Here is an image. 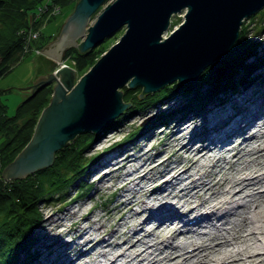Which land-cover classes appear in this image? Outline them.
<instances>
[{
    "label": "water",
    "instance_id": "water-1",
    "mask_svg": "<svg viewBox=\"0 0 264 264\" xmlns=\"http://www.w3.org/2000/svg\"><path fill=\"white\" fill-rule=\"evenodd\" d=\"M263 6L264 0H77L40 51L59 60L68 46L83 52L120 28L124 32L79 77L74 66L61 62L48 72L57 61L38 53L32 82L8 86L27 96L49 83L53 89L29 141L1 171L3 178L46 167L77 134L103 129L131 105L122 99L123 85L141 87L140 99L164 83L194 79L232 48L243 19ZM182 10V21L164 36L172 14Z\"/></svg>",
    "mask_w": 264,
    "mask_h": 264
},
{
    "label": "rangeland",
    "instance_id": "rangeland-1",
    "mask_svg": "<svg viewBox=\"0 0 264 264\" xmlns=\"http://www.w3.org/2000/svg\"><path fill=\"white\" fill-rule=\"evenodd\" d=\"M46 1H48V3H50V0H45L44 2H41L39 6L35 7L33 9V11L30 10L27 13H25L26 23L29 26L27 27L25 25L24 27H21L16 31L17 34L22 37L21 38L22 44H23V48H25V49H22L23 54L21 56L24 58L23 59L21 58V59L17 60L16 62L11 63L10 69L7 70L4 74H2V76H0V89L7 87L3 91H1L0 98H1V100H3V103L6 105V110H7L6 113L8 115L9 114L12 115L15 112V107H16L17 103L19 102V100L22 101L23 97L25 96V93L21 92L19 88L16 89L13 87H8V86L23 87V86H27L28 84H30L32 82V79H34V76L37 72V69L39 68L37 65L38 53H40L44 56H50L49 58L57 61L56 64H54L51 68L48 69V72H49V70L52 71L54 68H56L57 65L59 64V62L67 63L66 58H64L65 57L64 51L66 49L63 50L61 53V55H63V56L59 60H57L53 56L40 51L39 47H36L34 45V43L32 42V40H33V38L36 37V34L38 35V31H41V33L45 36L51 35L50 39H49V41H47V43L50 42L54 37H56L57 32L60 29L59 28L60 25H62V23L66 19L67 15L70 14V11L72 10V7H73L72 4H75L77 0L73 1V3L71 2V3H66V5H62L60 7V9L57 7V5L55 6V5L48 4V3H46ZM110 1H112V0H110ZM261 9L262 8H260L259 10H261ZM258 11H255L257 14V16H255L256 20H258L259 18L262 17V15L259 14ZM94 17H95V15H92L89 19V22L93 21ZM171 18L172 19H171L170 24L167 28L168 31L163 33L164 36H167L169 34V32L172 31V29L174 27H176L182 21V19L184 18L183 17V10L179 13L174 14V15L172 14ZM248 18L249 17H245L243 19L241 25L245 24V23L247 25L250 23L251 28H249L250 29L249 34L252 36L251 38L253 40H256V41L258 40V41H261L263 43L264 42V19L262 20V23H260V24H262V26L258 25L262 28L261 31L255 35L254 33H256L255 29L257 28L256 27L257 25L255 26L253 24L254 21L251 22V19L248 20ZM123 32H124L123 29L120 28L118 31H116L115 33H113L109 37L105 38L101 42V44H104L103 51L107 50L108 47L110 46V44L115 43V41L118 39L120 34ZM246 35H247V37L250 36L247 33H246ZM12 41H13V39H12ZM47 43L44 45L47 46ZM37 49L39 51L35 52ZM102 52L100 51V55L102 54ZM257 52H258V54L262 53V50L260 47H259ZM100 55H98L97 58ZM261 56H262V54H261ZM257 57L255 59L253 58V56L249 57L248 62L249 63L257 62V60H256ZM67 64L73 65V62L69 61V63H67ZM88 67H90V66H88ZM87 68L84 69L83 71H80V72L76 71V74L78 75V77L80 76V73L82 74L84 71L87 70ZM255 72H258L260 74V76H264V64H262L260 68L256 69ZM258 73H257V75H258ZM263 79L264 78H262L261 81H263ZM123 87L125 89H123ZM133 88L139 89L138 94L140 93L141 87H133ZM133 88H129L126 85H123L121 88V92L123 95H125L124 94L125 91H127L129 89H133ZM256 89H258V91H259V93H256V97L257 96L259 97V99L256 101H260V99L262 97L259 94H262L261 90L264 89V81L261 85L258 83H254L251 86L248 85L247 89L241 90L240 92L238 91V93L229 92L228 95H230V96H228L227 101H225L223 103L217 104V103H214V102H216V101H214V102L208 103L205 107H200L201 110L204 112V113L202 112L203 115L206 116L205 119H207V121H208V119L212 120L213 118H215L216 115H218V113H220V115H224L225 112H228L230 107L227 104H228V101L232 100V97H235L236 101L240 100V102H242V103L244 102L245 105H246V103L251 104L250 99L248 100V98L249 97L251 98V95L253 92L251 90L256 91ZM150 93L144 92V94L141 96L140 99H142L144 95H147ZM123 98H124V96H122V99ZM228 98H229V100H228ZM251 100H252V98H251ZM261 101H263V100H261ZM184 102H185V100L182 101V100H175V99H171L170 101H165L164 103H161L159 101L158 104H155V106H153V107H150L147 109L145 108V109L137 110L133 116L127 118L126 121L124 120V122L122 124L123 126L121 128H119L117 130L114 129V131H110L108 133L104 132V134L101 135L100 138L94 140L92 143L89 144V146H88L89 150H87L86 153L84 151L85 157L90 155L91 153H95V151L99 152V151H102L103 149L107 148V146H109L110 143L115 142V140L118 141L120 138H122L123 137L122 135L125 133V131H128L129 129L134 130L135 128L137 129V127H138L139 129L143 130L142 134L139 135L138 137L136 136V138H134V140L132 142L123 143V144L121 143L118 146L115 145V147L108 149V150H105L100 155L99 159L97 161H95V163L91 166L90 170L87 171V173H88L87 180H89L92 183V186L94 189L93 192H91L89 194L88 198L86 197V198H83L80 200H76L72 203L63 205L62 207H60L61 209L59 208V205L53 201H44V202L41 201V202H39L40 205H38V206H39V209L41 210V213H43V215H42L43 220L41 222V225H39L37 228V234L39 236H38V240H36V242L34 244L35 249L38 251V253H37V258H35L29 264H64L67 260H72V262L74 263L73 258H75L76 255H78L79 251L80 250L82 251V249L84 248L83 244L78 245L77 242H80L84 236L89 238V239H94L95 237H97V235L100 233L99 228H98V225H100V224L103 225V227L100 228L101 231L107 232L106 236L107 235L109 236V234L115 236L116 233H113V232H115L113 230L116 229V230L126 231V232L130 233V231H132V227H136L135 225H137L138 222L140 220H142V218L148 216L151 218V220L145 224V228L150 229L153 226L154 222H156L158 220V218L152 217L151 213H153L154 210H156L158 212L161 209V207H158L159 204H161V205L170 204V206H172L173 209H175L176 213L171 215L175 219L174 222L176 224H178V226H181V227L184 225L183 226L184 228L182 227V229L190 228L191 231L187 233V236H189L190 238L192 237L191 240H194V242L201 241L200 240L201 237L203 239L204 236L206 237L205 239H207L209 236H206V235H208L206 233H208V232L210 233V235H212V234L214 235V233H216L218 235L219 233L216 232L215 230H216V227L222 226L220 221L224 220V218L228 219V220H230V219L232 220V217L233 218L236 217V215L231 213V212L237 211V209H239V208H237V207H236L237 209L230 208L229 213H228L229 215L223 214L224 216L221 219H217V218L213 217L214 219L212 218V220H211L212 224H210V222H207V224L210 226H202L201 225V226L195 227L193 223H190L192 216H189V214L188 215L182 214L183 211L189 207L188 206L189 202L191 201V198H193V197L192 196L190 197L189 192H187L186 194L184 193V197H182V195H181V198L178 199L179 198L178 197L177 201H175L176 197L172 196V194L176 193V192H177V194H180L183 192L177 191L178 190V189L176 190L177 187L173 189V188H171V186L168 187V189L165 192H162V193L156 192L155 193V196L157 198L161 197L160 201L162 203L159 201L160 203L155 202L153 204H150V205H148L149 206L148 210H146V211L142 210V213H140L139 215H134L136 210H138L139 208L144 206V202H149V201L151 202L153 200V195L151 196L150 193L149 194L145 193V191L149 188V186L152 183V182H150V179L158 176L160 173L163 172V170L167 169L169 167V165H171V166L174 165L179 159L180 160L182 159L180 157H183L186 154L184 152V150H180L179 152L175 153V151H174L175 146L173 144L174 143L173 137L175 134H177L176 133L177 126H179L180 124H183L187 119H185L184 121L182 120L181 122H178L177 118L181 117V115L178 114L177 112H174L171 120L170 119L168 121L166 120L165 124L160 122V123H156L154 125V122L156 121V116H158L160 113H165V115H166V112L170 113L172 111V109L179 108L181 103H184ZM250 104H249V106L251 107L252 104L251 105ZM236 113H238V112H236ZM185 115H183V116H185ZM189 117L192 118V115H190ZM114 118H116V117H114ZM114 118H112L110 121H108L105 125H107L112 120H114ZM175 120H177V122ZM240 121H243V120L241 119ZM193 122H194V124H191V125L188 124L187 127H185V126L181 127V128H183L184 131L189 129L188 132H190L191 136H193L192 140H194L196 138V135L194 133L195 130L192 131L191 127L192 128L197 127V129H199L200 128L199 125L205 123L202 121V119H200V117H199V119H197ZM143 126H146V127H143ZM216 127L217 126L214 125L212 128H216ZM86 132H88V131H86ZM199 136H201V135H199ZM75 137H73V139L70 140L67 145H69L75 139ZM191 143H192V147H193L195 142L192 141ZM67 145L65 147H67ZM176 146H177V144H176ZM244 150H247V149H244ZM58 151H61V150H58ZM58 151H55V153H57ZM55 153H54V155H55ZM231 153L232 152L222 151L220 149V150H217V152L215 153V156L218 157L219 160L214 161V159H213L214 156H210V158H208L205 161H204V159L200 158V160L197 162L198 164L199 163L200 164L199 165L197 164L198 167L195 164V166H193V171L195 169L198 170V168L200 169V167L202 165L207 166L209 164L210 166L208 165L207 167H209V169L211 171H215V172L219 173L218 176H220L221 174H223L224 176H226V174H228L227 176H230L232 174H236L237 169L242 168L244 165L246 166V165H249L252 163V161H250V159H249L250 156L245 154L246 151L243 153V151L241 150V152L239 153L240 157H242V159L240 157H239L240 159L236 158V157L232 158V156H230ZM54 155H53V158H54ZM112 155H116L119 158H123L125 155H127L129 158L134 157V159L132 160L133 162L132 161L129 162L126 159V161L124 162V165L119 166V164H120V161H118L119 158L118 159L116 158L117 161H115L116 160L115 159L114 160L115 163L113 165L107 166V164H106L107 161L105 162V159L110 158ZM243 155H245V156H243ZM165 157H168L167 164H163V165H161V164L157 165L156 164L158 162V160H157L158 158L164 159ZM135 159H136V161H134ZM231 160L235 161V163H233ZM143 161H145V163L143 165L146 166V168H139L140 173H138L137 176L136 175L133 176L134 178H132V179L130 177H127L130 175L129 173H131L133 171V169H135V167L137 165L139 166ZM212 164L213 165L216 164L215 165L216 167L213 166ZM151 165L154 167H152V170L149 172V169H151L150 168ZM164 165H165V167H164ZM204 166L201 169H203ZM231 166L233 168H231ZM248 167H251V166H248ZM3 168H2V170H3ZM110 168L112 169L111 175L108 174V176H107V174H106L105 178H103V177L101 178L98 176L99 172L101 173L103 171H106V169L110 170ZM226 169H227V172H226ZM146 171H148V172H146ZM35 172H36V170H35ZM229 172H230V174H229ZM27 175H25V176H27ZM203 177L207 178V176H203ZM134 180H136V181H134ZM151 181H152V179H151ZM220 189H221V186H219V185L214 186L215 191H219ZM70 191L73 193L74 189H71ZM254 191H255V186L253 185L252 188L248 192H254ZM184 192H186V191H184ZM206 194L207 193H203L204 197L209 196L208 194L207 195ZM239 194L241 195V193L238 192L237 196H239ZM237 196L235 195V197L232 199V201L234 200V201L239 202L238 201L239 197H237ZM128 197H131L132 199H134V200H132V202H133V203H131L132 205L130 204L129 207L127 205H125V203H123V201H127ZM162 197H165V198H162ZM250 197L251 196L250 195L247 196V194L246 195L244 194L241 197L242 198L241 200H244L246 198L244 201H248V203H250V207L248 208L249 210H251L252 207L254 206L253 204H255V202H252L253 200L249 199ZM138 198L140 200H143V202L141 203V201H138L139 200ZM235 198H237V199H235ZM109 199H113V201H111ZM188 200H190V201H188ZM214 200H217V199H214ZM232 201H230L228 203L229 206L232 205ZM207 204L208 203H206V205ZM263 204L264 203H261V206L259 208V210H261L262 212H264V208H263L264 205ZM165 207L166 208L162 209V211H164V213L168 212V210L170 209V207H167V206H165ZM204 207H206V206L204 205L203 208H201V209L204 210L205 209ZM141 209H143V208H141ZM69 211H76L75 216L70 215ZM190 211H187V213ZM245 213H247V212H245ZM251 214H252V217H251ZM68 215H70V217ZM188 216H189V219H186ZM168 217H170V216H168ZM249 217L251 219H254L252 212L249 214ZM170 218L164 219L165 222L170 221L171 220ZM75 220H78L77 223L75 222ZM79 223H80V225H83V226L86 225V232L88 230V232L86 234H84L83 236H79V235L77 236V234L74 230L75 228L73 227L74 225H77V224L79 225ZM225 225H226L225 228L229 229V225H227V224H225ZM191 227H192V229H191ZM76 228H77V226H76ZM242 229L243 230L241 233L245 234L246 232L244 233V227ZM197 231H198V233H197ZM230 232H231V230H229V232L224 230V233L227 236L230 234ZM167 235H168L167 233L164 234V236H167ZM109 237H110L111 241L114 239L120 241L119 240L120 237H112V238H111V236H109ZM146 238L150 239V241L156 240V236L155 235L153 236L149 233H148ZM195 238H196V241H195ZM205 239H204V241H206L205 244H208L207 242H209V240L208 239L205 240ZM171 240L172 239H167L165 242H162V243H160L161 245L160 244L159 245L160 246H162V245L163 246L173 245L175 242L173 240L172 241ZM210 241H211V239H210ZM178 242H180V241H178ZM92 245H95V243H93ZM187 245H189V246L187 247ZM187 245H186L187 250H191V248H193L190 244H187ZM117 246L118 245H114L113 248H111V247L109 248V246L104 247V250H106V251L107 250H110V251L115 250L114 252H117V251H119V250H117V249H119V246L118 247ZM172 247H170L171 249H167V252L168 251H171V252L174 251V254L176 256L174 258L175 262H172V264H177L176 261L179 262L182 259V256L179 255L180 254L179 250H176V248H172ZM98 248H95V250L92 251V253H90V252H88V250L90 249L88 247V249H87L88 254L82 256V259L80 258V263H79V261L77 263L88 264V260H90V258H93L100 253L98 251ZM187 250H185L186 253H190V252H187ZM204 252H202V254H204ZM63 256H66V257L62 261ZM97 257H101V256H97ZM108 257H110V255ZM211 257H213V256H211ZM55 260H58V261L56 262ZM196 260H199V257L195 256V254H194V256L192 257L191 260L186 261V262L184 261L183 263H178V264H193V263L196 264L194 262ZM200 263L204 264V262H202V261H200ZM24 264H26V263H24Z\"/></svg>",
    "mask_w": 264,
    "mask_h": 264
},
{
    "label": "trees",
    "instance_id": "trees-1",
    "mask_svg": "<svg viewBox=\"0 0 264 264\" xmlns=\"http://www.w3.org/2000/svg\"><path fill=\"white\" fill-rule=\"evenodd\" d=\"M44 1L0 0V76L10 69L11 63L24 58L21 56L22 49H25L22 37L16 31L25 25L29 26L26 23L25 13L33 11ZM73 1L75 0H50V3L48 1L46 3L57 5L60 9L62 5L73 3ZM258 12L262 15L258 20L255 18L256 12L248 18L251 22L254 21L255 26L257 25L255 35L262 29L260 23L264 19V6ZM250 25V23L242 24L238 33L239 37L232 44V48L222 58L206 66L196 79L185 80L181 83H177L178 80L164 83L158 90L144 95L142 99L136 96L139 89L133 88L125 91L124 102H129L131 105L120 116L97 132L83 131L77 134L67 147L55 153L50 165L43 166L35 173L18 179L12 177L11 181L3 178L2 168L10 163L20 152L21 147L29 141L40 110L50 100L53 87L49 83L36 90L32 96L25 94L23 100L17 103L12 115L6 113V105L0 98V264H29L37 258L38 251L34 244L39 236L37 228L43 220V213L38 206L39 202L53 201L60 208L76 200L88 198L94 189L92 183L87 180V171L95 161L105 150L121 143L132 142L136 136L142 134L143 130L138 127L134 130L129 129L118 141L115 140L102 151H95L85 157L84 151L86 153L89 150V144L100 138L104 132L108 133L121 128L124 120L133 116L137 110L153 107L159 101L164 103L171 99L185 100L179 108L172 109V113L166 112V115L160 113L156 116L154 125L160 122L165 124L166 120H171L174 112L180 114L182 118L193 112L199 114L200 111L203 112L200 107H205L210 102L216 101L214 103L220 104L227 101V97L230 96L229 92L238 93L254 83L261 85L264 76H260L255 71L264 64V42L251 38ZM246 33L250 36L247 37ZM50 36H45L38 31V35L36 34L32 42L41 49L49 41ZM259 47L262 50V56L257 52ZM103 48L104 44L100 43L81 52L75 47L68 46V49H64V58L67 63L72 61L76 71L80 72L93 65ZM37 51L39 50L35 52ZM252 56L254 59L258 56L257 62H248V58ZM1 91L3 90H0V93ZM71 189H74L73 193ZM109 200L113 201V199Z\"/></svg>",
    "mask_w": 264,
    "mask_h": 264
},
{
    "label": "bare ground",
    "instance_id": "bare-ground-1",
    "mask_svg": "<svg viewBox=\"0 0 264 264\" xmlns=\"http://www.w3.org/2000/svg\"><path fill=\"white\" fill-rule=\"evenodd\" d=\"M196 77L194 79H196ZM192 80L193 79H191L190 81ZM251 91H253L251 95L252 100L250 97L248 98V100H251V107L249 106L250 103H246L245 105L244 102L242 103L240 102V100L236 101L235 97H232V100L228 101L227 104L230 107L229 111L225 112L224 115H220V113H218V115H216L212 120L208 119L207 121V119H205L206 116L203 115L204 112H200L199 114H194L193 112L189 113L183 118H177L178 122H181L182 120L184 121L185 119L187 120L176 128L177 134H175L173 137V144L175 146L174 151L175 153H177L180 150H184L186 154L184 153L185 155L183 157H180L182 159H179L174 165H169L167 169L163 170V172L161 171L162 173H160L158 176L151 178L152 181L150 179V182L152 183L145 191V193H150L151 196L153 195V200L151 202H144V206L141 207L143 209L137 208L138 210H136L134 214L139 215L140 213H142V210H148V205L159 202L161 197L157 198L155 196L156 192H165L170 186L173 189L177 187L176 190L178 189L177 191H181L183 193H173L172 196L176 197L175 201H177L178 197V199H180L181 195L182 197H184V193L186 194L187 192H189L190 197H193L191 198V201L188 200L190 201L188 205L189 207L185 209L183 213H181L185 215L189 214V216H192L190 223H193L195 227L201 225L210 226L207 224V222H210V224H212L211 220L213 217L221 219L224 216L223 214L229 215L228 213L230 208H239L237 209V211L231 212L236 215V217H232V220L224 218V220L220 221L222 226L216 227L215 230L219 233L218 235L216 233H214V235H210L209 232L206 233L208 234L206 236H209L207 238L209 240V242H207L208 244H205V236L203 239L201 237V241L194 242V240H191L192 237L190 238L189 236H187V233L191 231L190 228L182 229L184 225L181 227L174 222L175 219L171 215L176 213L175 209H173L170 204H159L158 207H161V211L159 210L157 212L156 210H154V212H156L151 213V216L154 218H158V220L154 222L153 226L150 229L145 228V224L151 220V218L147 216L142 218V220H140L137 225L134 224L136 227H132V231H130V233L116 229L113 230L115 231L113 233H116L115 236L111 234H109V236H111V238L120 237V241L115 239V241H111L110 237L108 235L106 236L107 232L101 231L100 228L103 227V225L99 223L100 225H98V228L100 233L97 235V237H95L94 239H89L84 236L80 242H77L78 245L83 244L84 248L82 249V251H79L78 255H76L75 258H73L74 263L66 261L64 264H79L80 258L82 259V256L88 254V247L90 248L88 250V252L90 253H92V251H94L95 248L98 247V251L100 252L95 257L90 258V260H88V264H172V262H175L174 258L176 255L174 254V251L167 252V249H171L170 247L172 246V248H176V250H179V255L182 256V259L179 262L176 261L177 264L191 260L194 254L195 256L199 257V260L194 261L196 264H201L200 261L204 262V264H264V212L259 210L261 203H264V89L261 90L262 94H259L262 97L260 101H256L259 99L258 96L256 97V93H259L258 89H256V91ZM190 115H192V118L189 117ZM199 117L205 123L199 125V129H197V127H191L192 131L195 130L194 133L196 135V138L192 140L193 136H191L190 132H188L189 129L185 130V132L181 127H187L188 124H194L193 121L199 119ZM241 119L243 121H240ZM177 120L175 121L177 122ZM214 125H216L217 127L212 128ZM191 140L195 142L193 147ZM220 140H229V142L223 143L219 148L215 147L216 145L214 146V144H216ZM220 148L222 150H226V148H228L227 151L232 152L230 154L232 158H239V153L241 152V150L243 151V153L246 151L245 154L250 156L249 159L250 161H252V163L246 165L247 167L244 165L245 167L243 166L242 168L237 169L236 174H232L230 176H227L228 174H226L227 177L223 174L218 176L219 173L211 171L209 167H207L209 164L207 166L200 165V169L198 168V170L195 169L193 171V166H195V164H198L197 162L200 160V158L204 159L205 161L210 158V156H214V161L219 160V158L215 156V153L217 152V150H220ZM244 149H247L248 151ZM125 156L123 158H119L116 155H112L110 158L105 159V162L107 161V166L113 165L119 158V166H123L126 159L129 162L134 159V157L129 158L127 155ZM240 158L242 159V157ZM167 159L168 157H165L164 159L158 158V162L156 164H167ZM134 161H136V159ZM232 162L235 163V161ZM144 163L145 161H143L139 166L135 165V169H133V171L129 173L130 175L127 177H130L132 179L134 178L133 176H137V174L140 173L139 168H146V166L143 165ZM215 165L216 164H214L213 166ZM203 166L204 168L201 169ZM152 167L154 166L151 165V169H149V172L152 170ZM231 168L233 167L231 166ZM108 170L109 169H106V171H103L101 173L99 172L98 176L101 178H105L106 174L107 176L108 174L111 175L112 169L110 168V170ZM203 176H207V178H204ZM215 185L221 186V189L219 191H215ZM253 185L255 186V191L248 192ZM238 192H240L241 195L239 194V196H237ZM203 193H207L209 196L204 197ZM244 194H247V196L250 195L251 197L249 199L253 200L252 202H255L251 210L248 209L250 207V203H248V201H244L246 198L244 200H241V197ZM235 195L239 197V202L234 200L232 201ZM132 200L134 199L128 197L127 201H123V203H125V205L129 207V205L133 203ZM138 201H141V203L143 202V200L140 199ZM230 201H232L231 206H229L228 204ZM206 203H208V206L206 205ZM202 205L206 206L204 207V210L201 209L203 208ZM165 206L170 207V209L166 213L162 211L163 208H166ZM187 211L190 212L187 213ZM69 212L68 213L73 216H75L76 214V211ZM249 212L253 213L254 219H251L249 217ZM70 215L68 216L70 217ZM168 216H170L171 218ZM189 216L186 219H189ZM168 218H170L171 220L165 222L164 219ZM77 221L78 220H75L76 223ZM225 224L229 225V229L225 228ZM73 227L75 228L74 230L77 236H83L88 232V230L86 232V225L83 226L79 223V225L77 224ZM243 227L244 233L246 232L245 234L241 233ZM224 230H226L227 232L231 230V232L227 236L225 235ZM148 233L153 236L155 235L156 240L150 241V239L146 238ZM166 233L168 235L164 236V234ZM167 239H172L175 243L173 245L160 246V243L165 242ZM93 243H95V245H92ZM187 244H190L193 248H191V250H187ZM114 245L119 246V249H117L119 251L114 252L115 250H104V247L109 246V248H113ZM188 246L189 245H187V247ZM185 250L190 253H186ZM202 252H204V254H202ZM109 255L110 257H108ZM210 255L213 257H211ZM66 256H63L62 261ZM55 261L57 262L58 260ZM78 261L79 263H77Z\"/></svg>",
    "mask_w": 264,
    "mask_h": 264
},
{
    "label": "built area",
    "instance_id": "built-area-1",
    "mask_svg": "<svg viewBox=\"0 0 264 264\" xmlns=\"http://www.w3.org/2000/svg\"><path fill=\"white\" fill-rule=\"evenodd\" d=\"M63 63V62H62ZM65 64V63H64Z\"/></svg>",
    "mask_w": 264,
    "mask_h": 264
}]
</instances>
